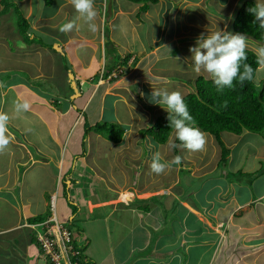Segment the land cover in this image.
Returning a JSON list of instances; mask_svg holds the SVG:
<instances>
[{
    "label": "crops",
    "instance_id": "crops-1",
    "mask_svg": "<svg viewBox=\"0 0 264 264\" xmlns=\"http://www.w3.org/2000/svg\"><path fill=\"white\" fill-rule=\"evenodd\" d=\"M31 1L21 0L22 3L25 2V6L30 2V11L33 10ZM232 1L216 5V13H219L217 17L215 15L205 19L200 17L203 21L202 26L194 21L197 17L191 18L192 24L187 23L182 27L179 33L169 39V43L188 40V46H184L186 50L182 53L189 59L187 57L188 53H191L189 49L196 45L198 37L214 32L211 21L214 18L220 21L218 31L235 33L232 31L231 23L236 14L234 10L236 11L240 1L233 4V9L229 6ZM251 1L255 4L257 2ZM173 2L181 4L177 13L182 15V22L185 16L194 13L200 15L198 9L203 12L206 10L205 6L201 7L202 0L193 3L186 0ZM98 4L100 2L96 1L95 8L98 14L95 23L98 30L95 33L90 32L83 21H77L78 31L64 33L59 30L62 24L74 20L77 16L69 0H62L54 9V13L48 15L30 12L34 23L32 25L31 21L28 22L31 39L26 49L16 56L17 60L27 61V67L24 68L26 70L23 72L25 79L18 77L14 79L11 77L12 73L11 75L8 73L5 79L0 81L5 85L4 88H0V111L10 116L8 128L13 137L8 148L0 153V264H49L40 255V249L32 237V230L26 224L30 222L29 218L51 212L50 197L55 195L59 174L66 175V186L65 188L62 184L58 186L53 213H56L65 226L70 227L74 245L84 244V264H172L175 260L177 264H185L188 263L185 251L188 246L195 245L196 241L209 243L199 247L201 252L199 257L197 256V264H245V260L253 262L256 259L257 261L263 259L264 140L257 142V151L250 154L249 160L244 153L238 159L239 163L231 167L233 172L259 174L253 180L250 179L248 186L243 178L229 179L228 173L223 175V170L215 173L220 166L218 164L220 156L210 168L207 167L212 161L210 163L206 161V171L201 170L200 165L204 167V164H200L201 160L203 163L209 159L206 155L207 150L206 154L203 151L179 155L183 163L181 162L179 166L173 165L172 169L157 175L152 174L151 170L146 172L145 162L147 164V158L150 157L140 162L143 154L140 156L137 148L127 153L125 147L143 148V142L138 139L125 140L122 144L111 142L106 147H103L102 143H106L107 140L93 131H88L83 139L82 123L86 111H89L86 103L94 98H98V105L97 110H90L93 119L89 122L86 118L89 125L100 121L104 116L107 98H113L111 107L115 114H118L119 123L127 122L123 119L122 110H143L144 115L149 113V120H154L160 113L166 111L155 104L152 105V110L131 105L135 98L130 90V80L139 84L144 83V79L147 80L143 76L131 78L130 74L136 72L131 67H136L137 64L139 67L141 58L143 60L147 55L155 54L156 42H151L153 47L149 51L143 49L140 58L128 52L126 54L131 56L125 62L122 61L121 58L126 54H116V46L119 45L111 32L107 37L100 34L99 20H103L105 16L99 12ZM191 7L197 9L188 10ZM134 10H139L138 4L128 11L129 15L133 14ZM147 10L143 12L144 15L147 14ZM110 13L113 14L110 20H113L116 15L127 12L116 7L110 9ZM5 14L7 13L0 16L4 17ZM5 24L6 30H0V43L10 36L7 33L10 23ZM21 36L17 29L15 38L20 37L24 40ZM246 37L247 48L255 50L256 41ZM52 45L60 47V51ZM64 63L68 68L64 67ZM112 67L114 69L111 73L105 75ZM69 71L73 73L79 93L74 99H71L73 90ZM161 76L163 75L159 78ZM201 76L210 79L206 74ZM191 77L193 82L198 77L193 69ZM178 87L171 91L179 90L181 93L185 85L180 84ZM142 88H145L144 85ZM144 90L139 92L142 101ZM146 90L152 93L153 87H147ZM190 91L192 89L187 93ZM85 95L87 99L83 102L82 98ZM19 98L30 101V111L15 113L14 102ZM64 101L68 104L62 108ZM157 108L160 112H157ZM146 127L134 128L136 132L126 127L125 136H128L129 131L133 132L131 135L140 133V130ZM234 137L235 135L232 139ZM215 141L213 138L210 143L218 144ZM231 142L223 144L230 150L231 144L236 141L233 139ZM159 145L165 147L167 142ZM101 152L116 159L121 167L119 173L112 166L108 169L112 173L100 169L97 157ZM230 154L231 151L228 157ZM228 161L227 158L223 165L225 166ZM135 162L140 165L138 170H142V174L151 175L147 180H150L149 183L161 180L163 185L151 187L147 181L129 184L131 174L128 175L127 170L134 168ZM184 168L189 174V179L184 181L186 185L181 184L179 179ZM138 179L137 176V181ZM258 181L260 182L257 183ZM136 187L142 188L138 198L134 197V194H137ZM65 192L70 199L61 197ZM163 196L167 198H162ZM118 199L119 203L116 201ZM115 201L118 204H115ZM76 221L79 224L76 225ZM130 225L139 226V229L145 232L144 247L136 244L140 242L136 237L132 238L125 234L130 230L128 229ZM235 243L242 245L239 253H236ZM230 246L234 247L235 255L233 251L232 254L229 253Z\"/></svg>",
    "mask_w": 264,
    "mask_h": 264
},
{
    "label": "rangeland",
    "instance_id": "rangeland-1",
    "mask_svg": "<svg viewBox=\"0 0 264 264\" xmlns=\"http://www.w3.org/2000/svg\"><path fill=\"white\" fill-rule=\"evenodd\" d=\"M23 1H27V0H23ZM61 1L62 0H52L51 5H47L45 4L44 0H32L31 2H32L33 10L31 9L30 11L29 10L30 2H28L27 6H25V2L22 3L21 1L16 0L15 1L16 8L10 7L9 10L6 12L7 14H5L6 16L4 17L0 16V30L1 29L6 30L7 26L5 23H10L9 25L10 29L7 31L8 35L10 36H7L5 41L2 40V42L0 43L1 45L0 46V49H1V52H0V71H1L0 81H3L6 75H8V73L9 74L12 73V75L11 74L10 75L11 77H14V79H17L16 77L20 79L21 78L25 79L24 78L25 74L23 72L24 70H26L24 68L27 67L26 66L27 61L20 60V59L17 60L16 56H19L20 52H22L23 49H26L25 47L29 45V41L31 39L32 34H30L31 31L29 32V29H28L27 31V34H28L27 36L29 37L28 39L22 40L20 37L15 38V33H17V29L19 30V29H23V26L25 27V23L22 20H18V16L20 15H22L23 17L25 16L24 18L27 19L28 22L31 21L33 25L34 24L33 19H31L33 16L31 13L33 14L36 13V15L38 14L48 15V14L54 13V9H56L61 4ZM96 1L100 2V4H98L99 12L101 13V15L105 16V18L103 17V20L101 19L99 20L100 34L102 35L104 34L107 37V35L111 32L116 43L119 45V46H116L117 48L116 54L122 55V54H126L129 52L134 55H137V57L140 58V56L143 53L142 52L143 49H145L146 52L149 51V49L153 47V45H151V42L153 43L156 42L155 45H157V50L155 51V54H149L146 57H144L143 60L141 58L140 60L141 64L139 67H137L138 64L136 67L134 66L131 67V69L133 71L136 70V72L130 74L131 78L136 77V76L137 78L140 76L147 78V80L144 79V83L142 84H139V82L135 83V81L133 82L132 79L130 80V84H131L130 90L132 91V95H134V98H135L133 104L131 105L142 106L144 109L152 110V105H154V103H152L150 100L151 93L150 91L146 90L147 87L149 88L153 87L157 89L164 88V89L171 91V89H176L178 85L182 84V85H185V87L181 89L182 95L184 93H187V91L193 89L192 88L193 81L191 77V71L193 69V62L191 60L192 53H188L187 57L189 59H187L182 53L184 52V50H186L184 49V46H188L189 42L188 40H178L176 42L169 43V39L174 34L179 33L181 28L185 27L187 23L192 24L190 22L191 18L197 17L195 18V20L194 19L193 20L199 22L200 25L202 26L203 21H201L200 17L204 19L205 17L208 18L210 15H215L217 17L219 13H216V10H217L216 5L225 3L228 0H202L203 6L201 7L202 8H204V6L206 7L205 12L198 9L201 12L200 15L197 16V14L193 12L194 15L185 16L184 22H182V15L177 13L179 11L181 4L177 5V2L174 3L173 0H159L156 4H150L148 6L146 15H144L143 12H139V10H134V13L129 15L128 11H130L135 6V4L128 0H94L95 3ZM186 1L193 3L194 1H198V0H186ZM237 1L238 0H233L231 3H229L230 8H232L233 4H235ZM239 1L241 2L242 0H239ZM116 7L122 8L127 13L118 14L115 16L113 20H110L111 16L113 15L110 13V9H116ZM0 8H2V6H0ZM227 8H228V4H227ZM193 9H197V8L195 7L188 8V10H193ZM17 11H19L20 15L17 14ZM235 12L236 11L234 10V13ZM136 14H138V16H136ZM211 21L214 25L213 31H218V28L220 25V23L218 22L220 21L216 18H214ZM207 22H206V25L209 26ZM21 35H23L22 32L20 33V36ZM42 36L44 35L42 34ZM177 43L178 45H176ZM261 44L262 43L256 41L255 49ZM118 60L119 59L117 57L116 61ZM16 68L20 70L19 71L13 70ZM6 69H8V71H6ZM160 75H163V76L159 78ZM162 77L164 78V80H162ZM263 81H264V67L259 66L258 70L256 71L255 77H254V83L257 87H260ZM169 82L174 83V84H170ZM176 83H178V85H176ZM142 85H144L145 88H142ZM178 88L180 89L181 86ZM54 90L55 89H53V91ZM140 90H144L145 92V94H143L144 95L143 101H142V98H139ZM86 99L87 98L85 95L82 98L83 102ZM112 101H113V98L112 99L107 98L105 100V106H106L104 109L105 114L104 116L101 117L100 121L101 120L118 121L120 119L118 114H115V112L112 110V107H111ZM79 102H81V100ZM67 104L68 103L64 101L62 103V108H64ZM97 105H98V98L89 100L86 103V106H89V111L88 112L86 111V118L88 119L89 122L91 121V119H93L92 112L90 110H97ZM112 106H113V103H112ZM156 110L157 112H160V109L157 108ZM121 113L124 114L122 115L124 117L123 118L124 121H127L125 122V124L124 122H122L123 126L125 128L127 127V129L129 127V129L133 130V132H136L134 128H137V127L143 128L146 126L148 127V125L150 126L154 121L153 119L149 120L150 119L149 113L144 115L143 110H137V109L122 110ZM133 132L129 131L128 136L124 135L120 144H122L125 140H133V139L135 140L138 139L139 141L143 142V143L140 142L143 144V148L138 145L139 147H125V149H127V153H129V151L131 150L134 151L137 148L138 151H140L139 153L140 156L141 154H143V157L139 159L140 162H144L146 157H150V159L147 158L148 159L147 164L145 162V167L148 170V171L146 170V172H149V170H151L150 163L152 159V153L157 150L161 151L162 156L167 161H170L174 157V155L176 156V153H178L177 155H183V154L190 153V151L183 148L182 145L171 151H168L166 146L160 147V145L157 142H155V140L152 139L151 136L149 135L145 136V133H144L145 131L140 130V133H135V135L134 134L131 135ZM140 134L142 136H140ZM234 135L235 137L233 139L236 142L234 144H231L232 148L230 149L231 154L228 157L229 161L227 162L225 166L223 164L220 165L215 173L218 174L217 172H220V171L222 172L223 170L224 171L223 175H225V173H228L229 179L233 178V179L239 180L243 178L245 180L244 182H246V185L250 186L248 184V182H250V179L253 180V178L259 174L254 175V174H244L243 172L240 173L238 171L233 172L232 168L239 163L238 159L244 153L245 155H247L246 157L247 160H249L250 154H254L257 151V148H256L258 144L257 142H260L264 139L262 136L252 133V132H248V131H244L240 135L234 134L231 132H223V133H220V138L225 143L227 142L232 143L231 141L233 140L232 137ZM205 136H206V146H205L204 151L206 154V150H207L206 155L209 156V159L204 160L203 163L201 160L200 164H204V167L203 165H200V169L206 171V163H207L206 161H209V163L210 161H212V163H210L207 168H210L211 166H213V164L216 161V158L220 156V146L216 143H215L216 145L214 143L213 144L210 143V141L214 138L213 135H211L210 133H205ZM208 138H211V139L207 140ZM177 142H178L177 144L179 145L180 141L177 140ZM110 144L111 142L110 141L108 142L107 140L106 143H102V146L106 147V146H109ZM149 144L153 145L151 149L149 148ZM172 153H174V155ZM97 163L101 170L104 171L105 169L106 173H110V172L112 173V171L108 170L109 167L111 166L114 168V170L117 169L118 173L121 168L116 162V159L111 156L108 157L105 152H101L98 154ZM182 163H183V160H182ZM139 166L140 165L135 162L134 168H132L133 170L132 169L127 170V174L128 175L131 174L130 180H129V184L131 183V185H134L139 182H146L151 177V175L142 174V170H138ZM201 166L203 168H201ZM187 172L188 170L184 168V170L181 171L180 176H179V179L181 180V184L183 183V185H186L184 181L186 182V180L189 179L188 178L189 174ZM137 176L139 177L138 181H137ZM121 178L123 182L124 176H122ZM149 181H147V184L149 183ZM259 182L260 181H258L257 183ZM149 184L151 187H155V186L158 187L159 184L163 185L161 180H158V181L154 180V182H150ZM253 186L251 188L254 190ZM205 187L206 185L204 186V188ZM135 189L137 191V194H134V197L138 198L140 196L142 188L136 187ZM237 189H241V188H237ZM240 191L241 190H238V192ZM190 195H192V193H190ZM184 196H186V192ZM61 197H64V198L67 197L68 199H70V196L68 195L67 192L63 193ZM162 198L166 199L167 197L163 196ZM116 201L118 203L120 202L119 199ZM117 202L115 204H118ZM77 222L78 221H76L75 223L76 225L79 224ZM128 229L130 230L126 232L125 234L132 236V238L136 237L137 240H140V242H136V244L140 247H144V245L146 244L145 232H142V230L139 229V226L136 227L134 225L133 226L130 225V228ZM178 233H179V230H178ZM155 235L157 236V234ZM235 244H236L235 246L236 253H239V250H241L242 245L240 243L238 244L235 243ZM203 245H209V243H205L203 241L202 242L196 241L195 245L192 244L188 246L187 250L185 251V253L188 255V263L186 262L185 264H197L198 257L201 252L199 251V247ZM233 248L234 247L230 246L229 253L232 254L231 251H233V254L235 255V250ZM262 255H263L262 257H264V250H263ZM89 261L91 262L92 259H90ZM256 261L257 259L254 260L253 262L249 261L250 262L249 263L245 260V264H264V258L260 259L257 262ZM172 264H177L176 260L173 261Z\"/></svg>",
    "mask_w": 264,
    "mask_h": 264
},
{
    "label": "clouds",
    "instance_id": "clouds-1",
    "mask_svg": "<svg viewBox=\"0 0 264 264\" xmlns=\"http://www.w3.org/2000/svg\"><path fill=\"white\" fill-rule=\"evenodd\" d=\"M69 2L75 9L77 16L74 20H69L62 24L59 30L64 33L73 30L78 31L79 24L77 21H83L87 25L88 30L95 33L98 30V25L95 23L98 13L94 0H69ZM249 11L254 16L253 23H257L260 29H264V2L257 0L255 6L250 8ZM247 47V37L242 33L219 30L208 32L206 36L201 35L198 37L196 45L189 49L192 53L193 71L198 76L206 74L213 81L218 92H223L226 88H234V82L237 81L241 85L246 81H253L254 69L246 62L248 58ZM253 51L257 57V64L264 67V44L259 45ZM4 87V83L0 82V88ZM150 100L152 103L163 107L169 113V127L172 131L167 140L166 148L168 151L181 145L190 152L204 151L206 146L205 132L195 126L194 118L190 114L188 106L179 91L153 88ZM225 106H227L226 102ZM30 109L31 103L26 98H19L14 102V111L17 114L28 112ZM9 121L10 116L4 111H0V153H3L8 148L13 139L9 133ZM78 122L79 120L76 123ZM177 140L180 141L179 145L176 143ZM152 147L153 145L149 144V148L151 149ZM181 162V156L177 155L167 161L162 156L161 151L157 150L152 153L150 169L153 173L160 175L173 165L179 166ZM58 177L55 195L52 198L50 197V214L42 221L26 224L32 230V237L38 247L36 232L42 228L40 223L47 220L51 215H56L55 212L53 213V208H55L57 189L62 182L63 176L59 174ZM56 217L58 218L57 215ZM67 227L70 229L69 226ZM71 239L73 243V238L71 237ZM76 247L79 249V254L73 258V261L78 264L76 258L83 254L84 244L76 245ZM40 255L42 256L41 249Z\"/></svg>",
    "mask_w": 264,
    "mask_h": 264
},
{
    "label": "trees",
    "instance_id": "trees-1",
    "mask_svg": "<svg viewBox=\"0 0 264 264\" xmlns=\"http://www.w3.org/2000/svg\"><path fill=\"white\" fill-rule=\"evenodd\" d=\"M15 1L0 0V4L2 5L0 14L6 13L10 7L16 8ZM44 1L47 5H51L52 3V0ZM128 1L138 4L139 10L145 12L150 4H156L159 0ZM254 6L255 3L253 1L242 0L236 9L231 28L235 33H242L264 44V29H260L257 23H253L254 16L249 11ZM17 14H19V11H17ZM18 20H22L25 23V27L23 26V29H19V31L23 33L22 36L26 40L29 38L27 36L29 23L22 15L18 16ZM246 52L248 57L246 62L253 67L255 77L260 65L257 64V57L253 50L247 48ZM130 56L131 54H126L121 60L125 62ZM64 67L68 68V65L64 63ZM113 69V67L108 69L105 75H108L109 72L111 73ZM234 84V88H226L223 92H218L211 79L199 75L193 82L192 91L183 95L189 112L194 118L195 126L199 127L201 131L213 135L220 146L219 165L227 161L230 151L220 139L221 132L228 131L240 135L244 131H248L264 137V81L260 87L255 85L254 80L250 82L246 81L243 85L238 81L234 82ZM225 102L227 106H225ZM83 127V139L88 131H93L113 143H120L126 130L123 124L118 121L101 120L93 125H89L86 117H84ZM142 131H145V136H151L158 144L166 143L172 131L169 127V113L167 111L160 113L153 123L142 129ZM176 143L178 142L176 141ZM65 177L66 175H63L61 182L64 188L66 186ZM48 214L50 212L29 218V223L42 221ZM84 258V254L79 255L76 258L78 264H84Z\"/></svg>",
    "mask_w": 264,
    "mask_h": 264
},
{
    "label": "built area",
    "instance_id": "built-area-1",
    "mask_svg": "<svg viewBox=\"0 0 264 264\" xmlns=\"http://www.w3.org/2000/svg\"><path fill=\"white\" fill-rule=\"evenodd\" d=\"M40 225L36 239L43 259L51 264H76L73 258L79 249L72 243L70 229L55 214Z\"/></svg>",
    "mask_w": 264,
    "mask_h": 264
},
{
    "label": "water",
    "instance_id": "water-1",
    "mask_svg": "<svg viewBox=\"0 0 264 264\" xmlns=\"http://www.w3.org/2000/svg\"><path fill=\"white\" fill-rule=\"evenodd\" d=\"M56 50L60 51V47L58 46H53ZM69 78H70V84H71V88L73 90V93L71 95V99H74L75 95L77 96L79 93H78V90H77V87L75 85V80L73 79V73L71 71H69Z\"/></svg>",
    "mask_w": 264,
    "mask_h": 264
}]
</instances>
